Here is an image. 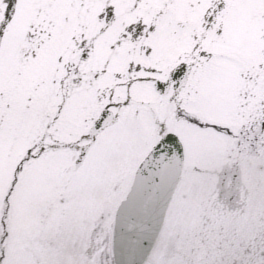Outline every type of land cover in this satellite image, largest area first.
I'll list each match as a JSON object with an SVG mask.
<instances>
[{
  "label": "snow or ice",
  "instance_id": "snow-or-ice-1",
  "mask_svg": "<svg viewBox=\"0 0 264 264\" xmlns=\"http://www.w3.org/2000/svg\"><path fill=\"white\" fill-rule=\"evenodd\" d=\"M0 264H264V0H0Z\"/></svg>",
  "mask_w": 264,
  "mask_h": 264
}]
</instances>
